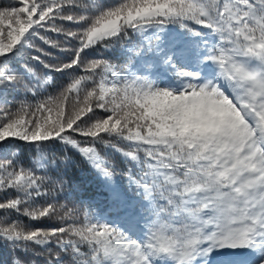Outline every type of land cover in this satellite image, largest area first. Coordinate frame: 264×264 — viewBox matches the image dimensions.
I'll list each match as a JSON object with an SVG mask.
<instances>
[{"label": "snow or ice", "instance_id": "snow-or-ice-1", "mask_svg": "<svg viewBox=\"0 0 264 264\" xmlns=\"http://www.w3.org/2000/svg\"><path fill=\"white\" fill-rule=\"evenodd\" d=\"M85 165L87 203L70 175ZM101 197L120 223L91 211ZM0 250V264H264V0L0 2Z\"/></svg>", "mask_w": 264, "mask_h": 264}, {"label": "trees", "instance_id": "trees-1", "mask_svg": "<svg viewBox=\"0 0 264 264\" xmlns=\"http://www.w3.org/2000/svg\"><path fill=\"white\" fill-rule=\"evenodd\" d=\"M0 2L3 3H7V0H0ZM106 2H111V0H106ZM121 46H123L121 44ZM98 53L100 56H104L105 55V51L104 49L101 47L99 49H97ZM111 51V50H110ZM54 55L56 56H60V58L62 59L63 57L59 54L54 52ZM112 55H115V53H112ZM109 59H111V57H108ZM113 63H119L120 61H116L113 60ZM38 71H42V69H37ZM67 78H60L59 75L57 74L56 77V83L60 84V85H64L66 83ZM22 91V90H21ZM56 90L49 88L48 92L45 93V95H50L53 94ZM9 99H11V97H9ZM29 101H31V97H28ZM15 102V101H13ZM16 142H12V144H6L4 145L5 149L12 147L15 145ZM20 150L26 155L28 156L29 159H31L32 153L34 151V149L30 148L28 145H25L23 143H20ZM102 156L104 158H106L108 160V162L111 163H115L118 167H121V161L123 160L122 157H120L117 153L112 152L109 149H103L102 150ZM75 159H79V154H76V156L74 157ZM125 165L127 164V162H124ZM119 175V171L117 173ZM70 175L76 185V195L80 198L83 199L86 203L93 197L94 191L96 190V185H95V181L93 179V172L90 169V166H83V167H78L75 169V171L70 172ZM103 198H97L94 203H96L98 205L97 208H93L91 211L93 213H97L99 210L103 209L106 205V203H103ZM23 219V218H21ZM26 222V221H25ZM6 253L2 250H0V255H5Z\"/></svg>", "mask_w": 264, "mask_h": 264}, {"label": "rangeland", "instance_id": "rangeland-1", "mask_svg": "<svg viewBox=\"0 0 264 264\" xmlns=\"http://www.w3.org/2000/svg\"><path fill=\"white\" fill-rule=\"evenodd\" d=\"M167 41L169 42V45L174 48L178 56L180 54L187 55L185 49L189 47L188 38L181 36L176 29L169 30ZM190 70H195V68H190ZM100 216H103L104 218L108 219L110 222L120 223L122 218L124 217V212L121 211L119 214H117L106 204L102 210H99L97 212V219H99ZM144 226L147 227V225ZM217 256L223 260H228V259L242 260L246 257V252L244 250L223 249L220 250L218 253L214 254V258Z\"/></svg>", "mask_w": 264, "mask_h": 264}]
</instances>
